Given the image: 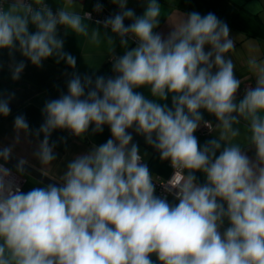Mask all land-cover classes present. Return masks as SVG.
I'll return each instance as SVG.
<instances>
[{
  "label": "clouds",
  "instance_id": "obj_1",
  "mask_svg": "<svg viewBox=\"0 0 264 264\" xmlns=\"http://www.w3.org/2000/svg\"><path fill=\"white\" fill-rule=\"evenodd\" d=\"M77 3L0 0V56L12 81L26 61L42 68L54 58L72 69L67 91L44 102L40 126L19 113L13 143L0 145V264H264V60H248L255 85L245 84L241 97L227 55L235 41L214 13L184 14L164 35L159 0H147L141 15L128 0H111L118 11L95 21ZM93 11H103L99 0ZM61 28L93 43L101 28L109 44L118 38L124 51L111 49L113 74L79 73ZM15 99L0 89V117L12 114ZM105 126L106 142L68 160L58 179L23 190L18 174L33 165L16 156L22 139L36 142L32 158L47 174L59 156L55 131L84 141ZM201 127L218 135L201 145ZM241 127L247 147L235 142ZM133 134L169 162L166 186Z\"/></svg>",
  "mask_w": 264,
  "mask_h": 264
},
{
  "label": "crops",
  "instance_id": "obj_2",
  "mask_svg": "<svg viewBox=\"0 0 264 264\" xmlns=\"http://www.w3.org/2000/svg\"><path fill=\"white\" fill-rule=\"evenodd\" d=\"M97 0H78L76 8L83 13L84 11L94 12L93 8ZM103 5V15H111L118 11V8L111 3V0H99ZM54 8L62 4V0H48ZM147 0H128V6L134 8L137 15L143 13ZM161 5V20L157 31L167 35L171 31L170 24L177 22L183 15L192 11L199 12L202 16L209 12L214 13L220 20L227 23L230 28V36L235 41V50L228 53L236 65L235 72L237 78L242 80V85L249 83L255 85L254 77L249 71L248 60L251 57L264 60V0H159ZM126 24L130 21H125ZM92 27H99L90 22ZM101 36L98 43L91 42L89 37L70 34L64 36V29H60V36L65 39V51L71 53L77 59V71L81 74L96 72L98 75L110 76L111 72V49L115 47L117 55L122 54L124 49L119 44V39H115V44L107 42L101 28ZM131 46V45H130ZM17 59L22 57L17 54ZM5 67L0 69V89H7L16 93V99L12 102V114L5 118L0 117V145H9L13 143V118L19 113H23L32 128H38L43 122L41 109L44 102L48 99L57 98L61 91L66 92V80L68 77L65 72L72 71L64 62L57 64L54 58L44 61L42 68L33 66L30 61H26L27 67L19 81H12L7 69L8 57L4 53L0 56ZM242 88V87H241ZM145 95H148L147 89H141ZM242 97V95H241ZM170 103V101H169ZM206 120L212 121L215 125V117L204 113ZM241 136L235 142L242 147H247L246 139L247 129L241 127ZM110 130L107 126L100 134L89 135L84 141L72 137L64 130H57L52 134L51 139L57 142L56 152L58 159L53 162L47 174L40 171L41 165L32 158V152L36 147L35 141H24L16 146V156H23L30 160L32 168L45 174L50 179H58L65 170L68 160L77 154L89 150L92 144H102L110 138ZM134 135V142L139 143L141 152L147 151L146 162L154 175V180L167 179L172 168L168 161H161L159 154L150 146L146 145L143 137ZM200 144L202 145L211 136L218 135V130L213 128L209 135L198 134ZM211 135V136H210ZM61 137H66V144L60 141ZM249 156H254V151L249 150ZM13 171H15L13 169ZM25 180L23 190L28 191L33 186H39L40 182L34 180L22 173H19ZM199 175V174H198ZM172 197L169 198L171 200ZM155 259V257H153Z\"/></svg>",
  "mask_w": 264,
  "mask_h": 264
},
{
  "label": "built area",
  "instance_id": "obj_3",
  "mask_svg": "<svg viewBox=\"0 0 264 264\" xmlns=\"http://www.w3.org/2000/svg\"><path fill=\"white\" fill-rule=\"evenodd\" d=\"M92 15H93V21H95L96 19L103 20L105 17L109 16L108 14H107V15H103V14H101V13H96V12H92ZM246 84H249V83H246ZM244 86H245V84L242 85V88L240 89V92L238 93V95L241 96V95L243 94ZM212 130H213V129H212ZM212 130H209V129H207V128H203V127H201L200 129L197 130V133H198V134L209 135V134L212 133ZM172 175H173V169H172V172H171L170 176H169L167 179H165V180H155V181H156L159 185H164V186H166V185H167V182H168L169 179L172 177ZM18 177H19L22 181H24L23 184H22V188H23V185H24V183H25V180H24V178H23L22 176H20L19 174H18ZM159 185L157 186V194H159L161 191H163L162 188H161ZM170 197H171V196H170ZM170 197H169V198H170Z\"/></svg>",
  "mask_w": 264,
  "mask_h": 264
},
{
  "label": "water",
  "instance_id": "obj_4",
  "mask_svg": "<svg viewBox=\"0 0 264 264\" xmlns=\"http://www.w3.org/2000/svg\"><path fill=\"white\" fill-rule=\"evenodd\" d=\"M11 163L14 165L15 164V159H13L11 161ZM9 167H11L12 165H8ZM15 170V169H14ZM34 180L41 182H48V180H52L50 179L48 176H46L45 174H42L41 172H39L38 170H35L34 168H28L26 172L22 173Z\"/></svg>",
  "mask_w": 264,
  "mask_h": 264
}]
</instances>
